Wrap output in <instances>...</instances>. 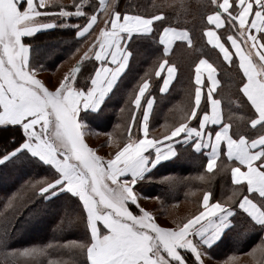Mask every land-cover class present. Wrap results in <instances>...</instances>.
I'll return each mask as SVG.
<instances>
[{"label": "snow or ice", "instance_id": "obj_1", "mask_svg": "<svg viewBox=\"0 0 264 264\" xmlns=\"http://www.w3.org/2000/svg\"><path fill=\"white\" fill-rule=\"evenodd\" d=\"M208 3L212 10L206 15L203 35L224 62L237 65L238 91L246 98L250 118L229 110L226 122L222 101L215 95L220 84L219 69L201 58L194 66V86L189 93L190 102L182 110L181 122L159 139L150 135L149 119L155 98L146 96L150 81L143 78L134 98L128 101L133 106L127 125L128 138L121 140L107 133V143L115 145V149L105 158L86 142L88 121L100 116L106 97L126 71L132 56L131 39L151 36L157 22L164 25L165 14L121 12L116 10V0H98V7L91 13L84 10L87 0H73L75 11H69L59 0H0V126L22 129L20 140L12 139L17 146L6 150L0 163L24 155L54 169L51 181L37 180L31 187L45 201L67 194L78 198L86 236L63 247L73 255L86 254V264H205L204 257L210 256L211 248L237 228L238 215L246 224L243 232H237V241L249 231L264 232V0H208ZM50 7L58 10L41 11ZM100 13H104L103 20ZM72 17L86 22L60 23ZM42 18L47 22H42ZM58 26L73 30L75 40L83 39L96 27L99 31L80 59L49 88L38 78L43 65L33 63L34 45L24 38ZM221 29L227 30L226 39L222 38ZM176 41L192 45L186 29L164 25L159 31V43L165 56ZM93 59L98 65L85 79V86L77 87L83 63ZM158 64L155 75L163 76L159 91L164 94L177 69L167 59L159 60ZM140 111L142 117L138 115ZM233 121H237L236 133L232 131ZM137 123L143 135L133 138L132 129ZM240 124L250 126L254 135L240 134ZM210 126L214 128L210 130ZM181 143L190 145L197 153H205L209 172L218 167L221 155L226 156L230 162L226 167L230 166L235 187L223 202L213 200L212 192L204 191L200 209L190 218L175 223L174 227L161 226L152 212L140 206L136 186L160 164L175 157L174 145ZM200 179H204L203 175ZM245 185L247 194H242ZM237 196H241L238 201ZM131 205L136 206L138 214ZM55 247L52 244L26 247L14 250L13 255L40 264V258L49 257ZM184 253H190L193 259L189 260ZM257 253L259 264H264V239L248 254L255 258ZM47 264L72 262L49 258ZM223 264L238 261L230 255Z\"/></svg>", "mask_w": 264, "mask_h": 264}, {"label": "trees", "instance_id": "obj_2", "mask_svg": "<svg viewBox=\"0 0 264 264\" xmlns=\"http://www.w3.org/2000/svg\"><path fill=\"white\" fill-rule=\"evenodd\" d=\"M70 1L71 3L67 5L68 10L75 11L72 7L73 0ZM95 7H98L97 0H87L84 10L91 13ZM47 10L54 11L57 8L50 7ZM116 10L146 16L163 12L166 17L164 25L186 29L191 36L192 45L175 43L169 54L165 56L163 47L159 43V31L164 26L160 22H157L154 33L146 39L132 38L129 42L132 56L126 71L121 75L114 91L106 98L100 116L88 121L89 129L94 136L107 138L106 134L111 132L114 137L126 139L127 125L133 110V106L128 101L134 98V93L143 78H148L150 81V90L146 94L155 98L154 110L149 122L150 129L160 127L162 124L171 127L179 123L182 110L190 102L189 93L194 86V66L202 57L214 63L219 69V76L223 78L218 96L222 100L226 121L230 114L229 110L237 116L250 118L249 106L238 91L240 74L237 66L226 64L219 54L209 47L203 35L204 27L207 26L206 15L212 10L208 0H116ZM100 17L103 20L104 13H100ZM85 22L84 19L76 17L68 21H60L68 24ZM98 31L99 27H96L83 39L75 40L73 30L58 26L42 30L34 34V37H25L24 41L34 45L33 63H40L43 65V70L56 74L63 66H68L69 70L80 59L88 42ZM224 32L227 30L224 29ZM78 48L79 52L76 51ZM164 59L176 66L177 73L169 89L161 94L159 88L163 76L157 78L155 68L159 66L158 61ZM97 65L98 62L94 59L83 63L76 82L77 87L85 86V79ZM146 73L149 75L146 76ZM140 114L141 111L138 115ZM236 124L237 121H233L234 133L237 132ZM239 132L254 135L250 126L244 124H240ZM21 136L22 129L19 126H0V156L6 150L10 151L17 146L12 143L13 137L18 142ZM203 160L204 156L194 153L189 149V145L178 144L177 155L156 167L153 174L138 183L136 190L143 195L157 197L161 214L176 220H180L182 216L186 219L199 209L198 203L204 191L212 192L213 200L223 202L232 195L235 187L229 178L230 166L226 167L230 164L228 160L222 159L218 167L211 172L203 170ZM52 171L54 169L50 166L44 165L37 159H28L24 155L0 163V264H31L29 258L13 255L14 250L43 247L48 244L56 247L52 249L49 257L40 258V264H47L49 258L71 261L72 264H86V254L73 255L68 248L63 247L69 241L84 240L86 236V222L78 198L67 194L45 201L31 187L32 182L37 180L51 181ZM201 175L204 177L203 180L200 179ZM242 194H246V188L243 189ZM240 198L241 196H237L236 200ZM193 199L199 200L193 204L191 202ZM182 205L186 206L184 211L176 214L172 211V207L178 208ZM134 208L135 206L131 205V209ZM235 222L237 228L228 232L211 248L210 256L219 264H223L230 255L237 258L238 264L253 262L259 264V253L255 258L251 255L252 263L241 257L249 255L248 253L261 243L262 231L259 229L249 231L237 241L236 234L243 232L246 222L239 215ZM184 255L189 260L193 259L190 253Z\"/></svg>", "mask_w": 264, "mask_h": 264}, {"label": "crops", "instance_id": "obj_3", "mask_svg": "<svg viewBox=\"0 0 264 264\" xmlns=\"http://www.w3.org/2000/svg\"><path fill=\"white\" fill-rule=\"evenodd\" d=\"M220 31V34L222 35V38L223 39H226V36H227V32H224V29H221V30H219ZM205 40H206V43L208 44V42H207V37H205ZM178 42H181V41H176L175 43H178ZM174 43V44H175ZM182 43H185L186 45H188V43L186 42V41H184V42H182ZM174 44H173V46H174ZM209 45V44H208ZM163 47V46H162ZM209 47L210 48H212V50L214 51V52H216V53H218L219 54V56H220V58L222 59V56L220 55V53H219V51L217 50V49H215L212 45H209ZM202 58H205V57H202ZM201 59V58H200ZM199 59V60H200ZM207 59V58H206ZM198 60V61H199ZM197 61V62H198ZM210 61V60H209ZM196 62V63H197ZM211 62V61H210ZM214 64V63H213ZM227 64V63H226ZM215 65V64H214ZM235 66H237L236 64H234ZM216 66V65H215ZM238 68V67H237ZM49 71H46V70H41V71H39L38 73H37V75H38V78H40V79H42L44 82H45V84H46V86L49 84L48 82H46V76H45V74L46 73H48ZM50 73V72H49ZM51 75H53L52 73H50ZM164 75H166V69L164 70ZM205 76H206V74H205ZM193 78H194V75H193ZM219 80H220V84H221V80L223 79L222 78V76L220 75L219 76V73H218V77H217ZM221 78V79H220ZM162 82H163V78H162V81H161V84H162ZM161 84H160V86H161ZM220 84H219V86H218V88H217V91H216V93H215V95H216V97L217 98H219V99H221L219 96H218V94H219V88L221 87L220 86ZM50 88H53V87H51L50 86ZM138 91V90H137ZM205 91H206V89H205ZM240 94H242V93H240ZM146 96H149L148 94H146ZM107 98V97H106ZM244 100H246V98H244ZM143 102H144V104H146V99H143L142 100ZM222 101V100H221ZM222 107H223V104H222ZM223 109H224V107H223ZM153 110H154V106H153V109H152V111H151V114H150V119H151V117H152V113H153ZM140 116L142 117V111H141V114H140ZM150 119H149V122H150ZM131 122V118H130V121H129V123ZM179 122H181V120L179 121ZM227 122V121H226ZM196 124H198V122L196 123ZM193 126H195V125H193ZM170 128V126H168V125H166V124H162L160 127H156V128H153V129H150V127H149V133H150V135L151 136H154L155 138H157V139H159L161 136H163V135H167L168 134V129ZM212 128H214V126H210V130L212 129ZM132 135H133V138H136V137H139V136H142L143 135V133L142 132H140L139 131V123H137L136 125H134L133 126V129H132ZM95 137H99L98 135L97 136H94L93 134H92V131L88 128V131H87V133H86V142L91 146V147H94V148H96L97 149V152H98V154L99 155H101V156H104L105 158H108V156H109V154H110V150H114L115 149V145H109L108 143H107V139H108V137L107 138H104V136H100V137H102L101 139H99V140H96V138ZM128 138V131L126 130V139ZM125 139V140H126ZM102 145V146H101ZM177 146H178V144L177 145H174V147H176V151H177ZM189 149H191L194 153H197V152H195L192 148H191V146L189 145ZM150 152H152V150L150 149L149 150ZM153 155H154V152L152 153ZM197 154H201V155H203L204 156V160H203V170L204 171H206V172H209L207 169H206V167H205V165H206V163H207V158H206V155H205V153L202 151V152H199V153H197ZM172 159V158H171ZM170 159V160H171ZM222 159H226V160H228L227 159V157L226 156H223V155H221V157H220V159H219V162H218V165L220 164V162L222 161ZM215 169V168H214ZM213 169V170H214ZM212 170V171H213ZM155 172V169L154 170H152L151 171V173H150V175L151 174H153ZM150 175H147L145 178H148ZM229 178H230V181H231V173H230V168H229ZM231 183H232V181H231ZM245 188H246V185H245ZM136 192L138 193V198H139V204H140V206L141 207H143L144 209H146V210H148V211H150V212H152L153 213V215H154V218H155V220H156V222L157 223H159L161 226H166V227H174L175 226V223H179V222H182L183 220H185V218L182 216V215H178V216H182L181 217V219L180 220H176L175 218H172V217H170V216H166V215H164V214H161L160 213V210L158 209L159 207V199L157 198V197H151V196H147V195H143L142 193H140L139 191H137L136 190ZM247 194V193H246ZM202 199V198H201ZM199 200V199H198ZM198 200L197 199H193L191 202L194 204L195 202H198ZM199 204V209H200V203H198ZM135 206V205H134ZM176 207V206H175ZM177 208V207H176ZM198 209V210H199ZM197 210V211H198ZM133 211L134 212H136L137 214H138V209L136 208V206H135V208L133 209ZM196 211V212H197ZM167 218L168 219H172L173 221H172V224H166V222L164 221V220H167ZM188 218H190V217H188ZM168 221V220H167ZM171 223V222H170ZM262 239H264V232H262ZM247 256V255H246ZM204 260H205V264H219L218 262L216 263V261L211 257V256H205L204 257ZM252 264H254V262L252 263Z\"/></svg>", "mask_w": 264, "mask_h": 264}, {"label": "rangeland", "instance_id": "obj_4", "mask_svg": "<svg viewBox=\"0 0 264 264\" xmlns=\"http://www.w3.org/2000/svg\"><path fill=\"white\" fill-rule=\"evenodd\" d=\"M98 1V0H97ZM59 2L60 3H62V4H64V5H68V4H70L71 3V1L70 0H59ZM58 10V9H57ZM57 10H54V11H57ZM41 11H48V12H52L53 10H47V9H41ZM70 11V10H69ZM43 19V18H42ZM44 20V22H47V20L46 19H43ZM66 71H68V66H66V67H61V69L56 73V74H53V75H51L49 72L48 73H46L45 74V76H46V82H48L49 84L47 85L49 88H50V86L51 87H54L56 84H57V82H58V80L60 79V78H62L63 77V74L66 72ZM96 138V140H99V139H101L102 137H95ZM185 205H182V206H179L178 208H176V207H172V211L176 214L177 212H182V211H184L185 209H186V206L184 207ZM168 220V221H167ZM167 220H164L165 222H166V224H172V219H168L167 218ZM171 222V223H170ZM251 257V255H245V256H242L241 257V259H244V260H249L251 263L253 262L252 261V259L250 258ZM217 263V262H216ZM214 264V263H213Z\"/></svg>", "mask_w": 264, "mask_h": 264}]
</instances>
